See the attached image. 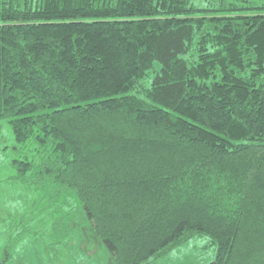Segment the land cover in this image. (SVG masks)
Listing matches in <instances>:
<instances>
[{"label": "trees", "instance_id": "1", "mask_svg": "<svg viewBox=\"0 0 264 264\" xmlns=\"http://www.w3.org/2000/svg\"><path fill=\"white\" fill-rule=\"evenodd\" d=\"M1 122L10 180L79 203L57 239L264 264V0H1Z\"/></svg>", "mask_w": 264, "mask_h": 264}, {"label": "rangeland", "instance_id": "2", "mask_svg": "<svg viewBox=\"0 0 264 264\" xmlns=\"http://www.w3.org/2000/svg\"><path fill=\"white\" fill-rule=\"evenodd\" d=\"M0 126V264H114L96 240L86 237L83 218L70 239H57V220L79 203L69 202V196L60 198L61 194L53 199L50 188L32 190L10 180L16 173L12 161L24 153L13 149L17 143L9 123ZM216 254L217 246L209 237L197 236L154 264H211Z\"/></svg>", "mask_w": 264, "mask_h": 264}]
</instances>
